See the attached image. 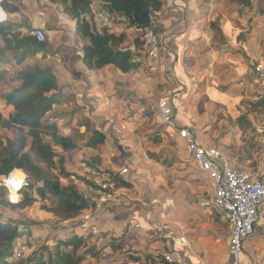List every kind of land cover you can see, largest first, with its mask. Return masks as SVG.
Returning <instances> with one entry per match:
<instances>
[{
  "label": "rangeland",
  "instance_id": "obj_1",
  "mask_svg": "<svg viewBox=\"0 0 264 264\" xmlns=\"http://www.w3.org/2000/svg\"><path fill=\"white\" fill-rule=\"evenodd\" d=\"M36 1L34 3L29 1L25 6L22 4L16 16L18 18L28 16L26 10L31 15V19H35L34 15L43 16L44 13H48L51 24L43 28L47 36L46 42L49 43L48 48L52 47L49 35L51 41L55 40L56 36H63L64 38L72 36L70 28L71 22H74V20L65 13L60 2ZM220 1L218 0L215 3ZM230 1L246 3L245 0ZM258 1L261 2V0ZM30 3L34 6L30 7ZM230 12L225 13L226 16L228 14L227 22L229 26H239V19L232 18ZM14 19L15 17L12 15L11 20ZM32 28L35 27L30 26L26 31L29 32ZM227 32L231 31L227 30ZM241 32L242 29L238 33ZM238 37L240 35L236 36V38ZM224 41L226 39L221 41L220 36H218L217 42L225 43ZM162 45L164 46L163 42ZM62 49H57L55 57L51 56L50 52L47 60H45L47 64H55L56 66L60 86L58 92L60 102L53 107L43 120L56 122L60 133L81 140L79 141L81 144L91 134V131H103L106 134V142L99 144L95 149L100 156L101 168L112 174H114L112 170H117V173H120L123 179L131 182V186L127 189H119L113 192L114 196H117V201H112L116 203L114 206L108 207V211H106L111 213L110 216L105 218L104 215H100L105 214V212L100 213L98 208L87 210L80 216L79 220H82L83 224L76 232L88 235V229L96 227L98 229L96 234H101L99 239L96 240L99 245L104 243L100 241L104 237L108 238L110 235L120 236L126 233L122 241L125 245L124 251L119 253L111 248H106L97 258H90V261L86 264H146L145 258L151 254V250L156 255L162 254L159 248V240H164V238H161L164 232L159 229L164 227L155 217L158 218L160 214L163 217L168 212L170 200H177L176 205L172 206L188 208L194 204L198 205L202 200L200 197H204V194L202 195L200 190L197 189L200 179L195 177V172L199 171V166L193 161L185 140L172 126H168L160 120V100L164 98L171 100L176 113L175 124L179 128H190L196 134L200 143L220 148L238 167L255 169L264 163V88L263 85H259L261 84L260 80L264 82V77L258 71V64L264 61L259 63L254 61L252 76L250 75L247 80H244L245 76H243L242 71H236L235 79L229 78V75L234 76L235 74H232L231 71H225L222 73L225 74L223 78H219V91L214 92L210 88L206 90L204 88L201 92L200 86H198L195 90L200 94L199 97L194 96V93L187 92L184 103L181 100V94L186 89H183L177 78H173L170 74H164L162 70L166 56H172L167 48L170 54L165 52L158 64L151 56H149V60L145 59L142 62V66L137 71L140 74L139 80L145 81L144 84L140 81L138 87L137 85H131L130 82H135L136 78V74H133L127 77L128 84L126 86L123 83L126 86L124 87L121 84L119 85L118 82L126 77H123V79L117 77L115 80L117 86L115 92L112 93L107 92L110 90H107L102 83L101 77L104 74L99 77L95 82L96 84L94 83L95 85H90L92 88L85 81L86 79L81 77L80 79L83 81L81 86L76 88L73 86V92L78 93L76 97L75 94L69 93L70 90L67 89L70 87V76L68 74L70 71L68 72L66 65L63 64L65 62L61 61L59 63L58 61L61 58ZM227 49L228 47L225 46L223 50ZM146 53L150 54L144 44L143 54L146 55ZM41 56L42 54H38L37 57L29 58L22 65H16L15 60L7 65L1 64L0 113L4 117H7L12 111L11 107L6 106L4 97L20 84V82L10 83L9 79L17 75V70L37 63L39 60L37 58ZM106 74L114 77L110 71ZM238 75H241L242 78ZM87 76H90V74ZM196 80L200 84L208 81L210 83V79L202 80L201 77L196 78ZM232 80H235L234 82L237 84L231 85ZM81 91L84 92L83 97L80 94ZM180 109L184 122L178 119L177 111ZM185 120L187 121L185 122ZM67 128H71L72 132L70 134L67 133ZM16 134V129H5L0 126V138L4 141L5 146H8L9 140L15 139ZM157 134H159L160 139L155 142ZM46 140H48V135ZM91 151L90 148H83L78 151L63 153L67 161L66 171L70 172L71 175L75 174L80 177V182L77 184L83 194L88 197L92 196V192L89 190L88 183L84 180L85 168L89 166L84 163V160L89 158ZM115 151L117 153L113 154L112 152ZM147 158L161 166L155 169L156 183L153 182V176H148V171H138V168L144 167L142 166V163H144L142 160ZM129 162L131 165H129ZM104 164L105 168H103ZM125 169L128 170L126 173L124 172ZM54 171L60 173L59 169ZM152 172L154 171L152 170ZM23 173L24 180L27 179L29 183H32L28 174ZM4 177L0 176V180ZM61 180L64 186L69 184L68 178L62 177ZM98 180L101 182L107 180L112 188L114 186L113 178L109 173L101 172ZM25 189L29 195L38 197L36 203L32 206L21 212H14L0 204L1 221L14 219L19 223L21 229L27 227L26 232L22 233L18 239L13 254L8 258L11 264L25 260L44 245H50L54 249L57 238L66 237L70 230L68 222H57L52 214L43 209V205L48 204L51 197L42 200L34 187L27 186ZM19 196L20 202L23 193L20 192ZM178 198L181 199V203H179L180 199ZM5 199L11 202L8 190H6ZM95 200L96 203L99 198ZM120 209L123 211L118 212ZM175 210L171 208V211L176 214ZM131 213L134 214L133 219L140 223V228L130 229L128 227L127 215ZM89 214H91L93 220L86 222L85 218ZM101 224L103 226L108 225V227L103 228ZM221 232L223 234L229 233L225 223ZM147 235L148 237L145 239ZM250 243L253 248L246 253L247 256H245L243 264H264V226L259 227L255 236L247 240L245 244L250 246ZM151 245L157 246L151 249L149 248ZM52 248L43 253L48 260L54 258V255L51 254ZM134 255L137 256V260L134 259ZM228 261L230 264V259Z\"/></svg>",
  "mask_w": 264,
  "mask_h": 264
},
{
  "label": "trees",
  "instance_id": "obj_2",
  "mask_svg": "<svg viewBox=\"0 0 264 264\" xmlns=\"http://www.w3.org/2000/svg\"><path fill=\"white\" fill-rule=\"evenodd\" d=\"M49 1L62 4L65 13L75 22L76 35L86 40L81 60L87 71H97L112 65L123 73H131L137 71L145 59H150V54H143L145 43L140 39L139 34L132 44H129L125 32L117 33L106 28H97L92 19V6L98 10L108 9L114 17L127 18L129 20L127 26L153 27L159 41H162V29L158 24L157 13L162 9L165 0ZM245 1L252 4L255 0ZM262 2L263 0L260 3ZM4 9L9 14L17 13L20 11V5L13 0H5ZM260 11L264 12V6ZM29 27L24 22L8 20L1 23L0 21V67L2 63L7 65L12 60H15L16 65H22L29 58L42 54L37 58L39 59L37 63L17 70V75L9 79L10 83L20 82V84L4 97L6 106L11 107L12 111L7 117L0 113V126L17 130L15 139L9 140L8 146H5L0 138V176H7L13 170H21L28 174L32 183L25 179L26 183L21 190L23 198L17 204L5 199L7 189L2 188L0 204L14 212H21L32 206L38 197L29 195L25 189L27 186H32L42 200L51 197L50 202L43 205V209L52 214L57 222H68L70 230L66 237L57 238L54 249L50 245H44L16 264H86L90 258H97L106 248L121 253L125 249L122 241L126 233L104 237L100 240L104 243L99 245L96 240L101 236L100 233L85 235L76 232L83 224L82 220H79L80 216L87 210H96L97 196L93 193L90 197L85 196L78 184L71 179L73 174L66 171L67 161L63 153L83 148L96 149L99 144L106 142V134L101 130H93L81 144L79 142L81 140L60 133L56 122L43 120L60 102L56 66L45 62L50 52L51 56H56L57 49L52 51V48H48L47 36L44 42H39L30 35L25 30ZM255 61L259 63V59ZM70 73L75 79L82 77L79 71L72 70ZM47 135L48 140H46ZM159 139L157 134L154 141L157 142ZM84 161L89 167L110 174L114 183L112 192L131 186V182L123 179L120 173L112 174L107 172L108 170H103L98 154H90ZM57 169L60 171L59 174L54 171ZM61 176L69 179L67 186L62 184ZM13 195L15 196L16 193ZM112 201L105 203L98 209L99 212H106L108 207L114 206L115 203ZM131 219L133 218L127 221L130 229H132ZM26 230L27 227L21 229L14 219L0 220V264H11L8 258L13 254L18 239ZM51 248L54 258L48 260L43 253ZM134 259L137 260V256L134 255ZM145 261L146 264H163L161 254L151 253Z\"/></svg>",
  "mask_w": 264,
  "mask_h": 264
},
{
  "label": "crops",
  "instance_id": "obj_3",
  "mask_svg": "<svg viewBox=\"0 0 264 264\" xmlns=\"http://www.w3.org/2000/svg\"><path fill=\"white\" fill-rule=\"evenodd\" d=\"M13 1L19 4L20 8L22 4L25 6L29 1L32 3L37 2L36 0ZM217 1L218 0H165V4L159 11L160 14H157L158 24L162 29V42L172 54V56H166L162 70L164 74H170L173 78H177L178 82L183 86V89H186L185 92L181 94V100L184 103L187 92L194 93V96L199 97L200 94L195 90L198 86H200L199 89L201 92L204 88L205 90L210 88V90H213L214 92L219 91V78H223L225 74L222 73L225 71H231L232 74H235L234 76L229 75V78L231 77L232 79L236 78L237 70L242 71L243 76H245V79L244 77L243 79L247 80L250 75L252 76L251 72L254 61L257 59H259V62L264 61V12L260 11V8L264 6V0L262 3L255 0L252 4H248L247 2L242 4L239 1L238 3H235L230 0H221L219 3H215ZM175 2H177L178 5ZM32 3H30V7L32 6ZM29 10L31 11L32 9L30 8ZM226 12H230L232 18L239 19L238 21L240 25L229 26L227 22L228 14L226 16ZM17 14L18 12L9 14L5 11L1 21L4 20L3 22H6L10 20L18 23L24 22L31 27H42V29L51 24L48 13H44L43 16L34 15L35 19H31L28 10H26L28 16H21L18 18L16 16ZM12 15L15 17L14 20H11ZM70 29L72 36L67 38L56 36V39L51 41L49 35L52 49L63 48L60 53L61 58L58 61L59 63H61V61L65 62L63 64L66 65L68 72L72 70L81 72L82 78L86 79L85 81L89 83V86H93L99 77L104 74L101 77L102 83L107 90H110L107 92L112 93L115 92L117 86L115 81L117 77L118 79L126 77L124 80L118 82L119 85L125 83L127 86V77L132 76L133 74H136V78L134 80L135 82H130L131 85H137L138 87L140 81L142 84L145 83V81L141 79L139 80L140 74L138 71L123 73L112 65H108L97 71H87L81 60L83 46L85 45L86 40L76 35L74 22H71ZM241 29L242 32L238 33ZM227 30H230L231 32H227ZM121 32H125L128 43L132 44L137 34L130 29L125 28H120L117 33ZM238 35H240V37H238L239 39L236 38ZM218 36H220L221 41L226 39V41H224L225 43L217 42ZM225 46L228 47L227 50H223ZM225 68L227 69L225 70ZM108 71L113 73L114 77L107 76L106 73ZM68 74L70 76V87L67 89L70 90L69 93L75 94L77 97L78 93L73 92V86L75 88L81 86L83 81L81 79H75L70 72ZM88 74H90V76H87ZM241 75H238V77L242 78ZM199 77H201L202 80L210 79V83L208 81L207 83L200 84L196 80V78ZM234 81L235 80H232L230 84L236 85L237 83ZM260 82L261 84L259 85H263L262 87L264 88V82L261 80ZM92 86H90V88H92ZM83 93L84 92L82 91L80 92L82 97L84 96ZM73 111L75 112V110ZM180 112L181 109L177 111L178 119L179 121L184 122ZM186 121L187 120H185V122ZM91 150L90 154H97L95 149ZM112 153L116 154L117 151ZM142 161H144V163H142V166L144 167L138 168V171H148V176H153V182L156 183L155 169H158V167L161 166L154 161L152 162L149 158L143 159ZM129 165H131L130 162ZM103 168H105V164L103 165ZM152 170L154 172H152ZM112 171L113 173H117V170ZM195 173V177L200 179L197 189L200 190L202 195L204 194V197L200 198L208 199L213 192L212 180L209 174L203 171L200 167L199 171H196ZM114 201H117V196H114ZM176 201L175 199L170 200V209L167 210L168 212L163 217L161 214L158 218L157 216L155 217L164 227V236L162 235L164 240H159V248L161 249V252L174 247L183 252L185 258L190 264H229L230 228L224 216L218 212L217 209L211 208L202 210L195 204L188 208H177L176 206H172L176 205ZM181 202L180 199L179 203ZM171 208L176 209V214L171 211ZM121 211L123 210L120 209L118 212ZM100 213L103 212L100 211ZM110 214L111 213L109 212H105V214L100 215H104L106 218L110 216ZM87 216H89L90 219L92 217L91 214ZM133 217L134 214L132 213L127 215V219ZM224 223L229 229V233L227 234L221 232ZM103 225V228L108 227V225ZM182 236L187 239V244L176 245L175 241ZM147 237L148 235L145 239ZM155 246L157 245H151L149 248L153 249ZM252 248L251 243L250 246L245 244L243 262L245 261V256H247L246 253L252 250ZM150 253L155 252L151 250Z\"/></svg>",
  "mask_w": 264,
  "mask_h": 264
},
{
  "label": "built area",
  "instance_id": "obj_4",
  "mask_svg": "<svg viewBox=\"0 0 264 264\" xmlns=\"http://www.w3.org/2000/svg\"><path fill=\"white\" fill-rule=\"evenodd\" d=\"M4 2L5 0H0V14H5ZM92 14L93 22L99 29L106 28L118 32L120 28H125L139 34L147 46L151 58L157 64L162 60L165 52L170 54L167 48L162 45V41H159L153 27L127 26L129 24L127 18L114 17L108 9L98 10L94 6H92ZM29 34L39 42L46 40L45 31L40 27L30 30ZM258 71L264 77V62L258 64ZM159 117L162 123L172 126L180 133L193 161L209 174L213 184V192L210 198L202 199L198 203V207L202 210L217 209L224 216L230 228V264H243L246 241L255 235L259 227L264 226V163L255 169L238 167L220 148L200 143L190 128H179L175 124L176 113L169 98L160 100ZM71 132V128H67V133L70 134ZM127 171V169L124 170L125 173ZM85 172L84 180L88 183L89 190L99 198L95 204L96 208L100 209L105 203L113 200L112 186L107 180L103 182L98 180L101 172L94 168L88 166L85 168ZM13 174L14 171L0 180V195L2 188H6L9 192L10 201L18 203L19 194L26 182L23 180L18 185L14 196L12 193L15 188ZM79 178L75 174L71 176L75 183L80 182ZM85 219L88 222L90 218L86 216ZM130 227L137 229L141 226L137 220L131 219ZM163 229L160 228L159 230L162 232ZM97 232L96 227L88 229V234H96ZM175 244H187V239L182 236L175 241ZM161 255L163 264H190L183 252L174 247L163 250Z\"/></svg>",
  "mask_w": 264,
  "mask_h": 264
},
{
  "label": "bare ground",
  "instance_id": "obj_5",
  "mask_svg": "<svg viewBox=\"0 0 264 264\" xmlns=\"http://www.w3.org/2000/svg\"><path fill=\"white\" fill-rule=\"evenodd\" d=\"M3 17V14H0V21ZM14 182H15V188L13 189L12 193H16V188L18 185L24 180V173L21 172L20 170H14L13 174Z\"/></svg>",
  "mask_w": 264,
  "mask_h": 264
},
{
  "label": "clouds",
  "instance_id": "obj_6",
  "mask_svg": "<svg viewBox=\"0 0 264 264\" xmlns=\"http://www.w3.org/2000/svg\"><path fill=\"white\" fill-rule=\"evenodd\" d=\"M14 171V170H13ZM17 171V170H16Z\"/></svg>",
  "mask_w": 264,
  "mask_h": 264
}]
</instances>
